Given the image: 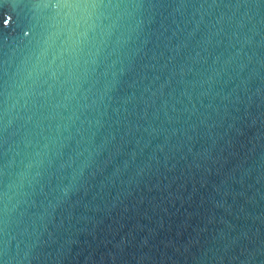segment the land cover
I'll return each instance as SVG.
<instances>
[{
  "label": "water",
  "instance_id": "1",
  "mask_svg": "<svg viewBox=\"0 0 264 264\" xmlns=\"http://www.w3.org/2000/svg\"><path fill=\"white\" fill-rule=\"evenodd\" d=\"M0 264H264V0H0Z\"/></svg>",
  "mask_w": 264,
  "mask_h": 264
},
{
  "label": "snow or ice",
  "instance_id": "2",
  "mask_svg": "<svg viewBox=\"0 0 264 264\" xmlns=\"http://www.w3.org/2000/svg\"><path fill=\"white\" fill-rule=\"evenodd\" d=\"M10 19H11L10 17L5 18L4 19V24L7 22V25H8L10 23Z\"/></svg>",
  "mask_w": 264,
  "mask_h": 264
}]
</instances>
